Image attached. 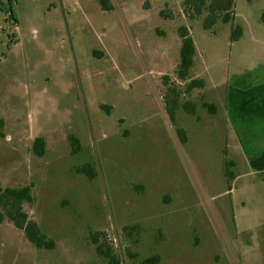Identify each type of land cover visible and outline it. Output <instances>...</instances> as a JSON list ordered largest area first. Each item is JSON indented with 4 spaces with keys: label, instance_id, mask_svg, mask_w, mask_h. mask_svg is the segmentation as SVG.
Here are the masks:
<instances>
[{
    "label": "rangeland",
    "instance_id": "374dc122",
    "mask_svg": "<svg viewBox=\"0 0 264 264\" xmlns=\"http://www.w3.org/2000/svg\"><path fill=\"white\" fill-rule=\"evenodd\" d=\"M11 1L0 0V185L31 186L24 211L53 249L0 209V264H111L95 239L119 264H264V174L235 148L224 114L203 105L221 106L227 82L264 62V0H235L234 21L210 30L208 12L186 0H110V11L96 0ZM180 28L196 47L185 81ZM197 78L205 88L186 93ZM85 164L93 179L77 173Z\"/></svg>",
    "mask_w": 264,
    "mask_h": 264
},
{
    "label": "trees",
    "instance_id": "16d2710c",
    "mask_svg": "<svg viewBox=\"0 0 264 264\" xmlns=\"http://www.w3.org/2000/svg\"><path fill=\"white\" fill-rule=\"evenodd\" d=\"M104 11H110L112 6L110 0H96ZM10 5L12 3L9 0ZM185 5L191 7L192 11L201 16L203 11H207L208 15L204 20L205 30H210L220 19L224 24L233 22L235 19V0H186ZM12 6V5H11ZM261 20L264 23V12L262 13ZM181 36V49H180V61L177 69V75L180 80H187L190 75V70L194 66V57L196 54V47L192 37L189 35L186 28H180ZM243 36V28L237 26L233 29L231 34L232 41H239ZM205 87V81L203 79H192L187 85L186 93L193 91L194 89H203ZM177 95L176 90L169 89L167 97L170 98V105L168 107V114L170 120L175 124L176 110L178 107V97L171 100ZM208 109L210 114L215 113V107L211 104H203ZM195 105L191 102L184 104L185 110L188 114H195ZM183 143L188 140L187 134L184 129L177 130ZM72 143V151L76 154L80 148L78 140L74 136H70ZM46 143L43 138H37L33 143V150L39 157L45 154ZM251 169L257 173L264 174V151L256 158L252 159L249 163ZM77 173L86 175L89 179L94 178V173L90 164H85L77 168ZM227 177H230L229 172H226ZM34 200L32 196L31 186H25L21 188H3L0 185V209L7 216L8 220L14 224V226L23 231L28 241L38 249H53V242L44 235L38 226V224L29 219L28 214L24 211V204L32 203ZM97 243V251L100 255L110 259L111 264H119L118 260L114 258L111 252V248L105 246V244ZM141 264H159V257H151L144 260Z\"/></svg>",
    "mask_w": 264,
    "mask_h": 264
},
{
    "label": "crops",
    "instance_id": "0c3cea01",
    "mask_svg": "<svg viewBox=\"0 0 264 264\" xmlns=\"http://www.w3.org/2000/svg\"><path fill=\"white\" fill-rule=\"evenodd\" d=\"M225 89L221 106L206 98L215 107L211 117L216 120L220 112L224 114L235 148L250 163L264 151V62L234 76Z\"/></svg>",
    "mask_w": 264,
    "mask_h": 264
}]
</instances>
